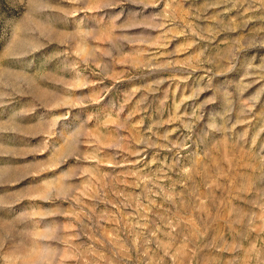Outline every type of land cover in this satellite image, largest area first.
<instances>
[{
	"label": "rangeland",
	"instance_id": "1",
	"mask_svg": "<svg viewBox=\"0 0 264 264\" xmlns=\"http://www.w3.org/2000/svg\"><path fill=\"white\" fill-rule=\"evenodd\" d=\"M0 264H264V0H0Z\"/></svg>",
	"mask_w": 264,
	"mask_h": 264
}]
</instances>
